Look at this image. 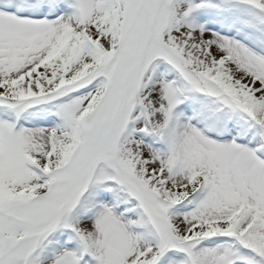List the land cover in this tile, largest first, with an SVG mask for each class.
I'll return each instance as SVG.
<instances>
[{"label":"snow or ice","instance_id":"1","mask_svg":"<svg viewBox=\"0 0 264 264\" xmlns=\"http://www.w3.org/2000/svg\"><path fill=\"white\" fill-rule=\"evenodd\" d=\"M0 264H264V0H0Z\"/></svg>","mask_w":264,"mask_h":264}]
</instances>
